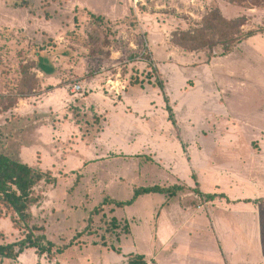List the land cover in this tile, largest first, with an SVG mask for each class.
Returning <instances> with one entry per match:
<instances>
[{
	"label": "rangeland",
	"instance_id": "obj_1",
	"mask_svg": "<svg viewBox=\"0 0 264 264\" xmlns=\"http://www.w3.org/2000/svg\"><path fill=\"white\" fill-rule=\"evenodd\" d=\"M214 9L236 26L192 38ZM0 151L54 177L32 223L66 248L26 264H264V0H0ZM175 184L219 196L113 203Z\"/></svg>",
	"mask_w": 264,
	"mask_h": 264
},
{
	"label": "trees",
	"instance_id": "obj_2",
	"mask_svg": "<svg viewBox=\"0 0 264 264\" xmlns=\"http://www.w3.org/2000/svg\"><path fill=\"white\" fill-rule=\"evenodd\" d=\"M218 10L219 9H214L212 11L211 17L204 21L203 25L196 30V35L192 38L196 37L195 39L203 40L202 38L205 37V34L208 32L220 28L230 30L236 26L238 19L226 20L225 18L221 17ZM95 17L101 19L100 16ZM254 34H256V32H248L241 38L234 39L233 37H230L222 41V52H220V55L229 52L230 49H232L231 47L234 45V43H238L242 39L251 37ZM35 56L37 57L36 68L41 73H43L45 76H50L56 73V67L42 51L36 50ZM31 80H33L32 77ZM157 82V85L163 89L164 85L162 81L158 80L157 78ZM42 180L45 182H51L54 181V177H51L49 170L44 171L40 167L29 165L26 162L13 158L5 152L0 151V218L3 216H9L14 229L26 230L24 238L13 242L0 244L1 258L16 259L21 253L24 252V250L28 248H35L38 256L46 254V257L52 259L55 257V254L62 253L66 248V246L61 249L58 248L56 253L55 250H53L55 247L53 241L49 240L43 232L40 234L35 233L36 231H42L43 226H37V224L32 223L33 215L30 208L39 199L38 195H36L34 192V187ZM188 189L193 190L207 201L214 200L217 196H219V194L216 193H203L199 189V186L190 188L179 184L169 187L154 185L136 187L131 199L125 201H113V203L117 207H123L133 203L139 196L144 194L162 193L168 197H174L179 192H183ZM115 221L116 219L113 218L110 224L113 229L117 227ZM123 230L126 234L130 232L127 223H125ZM103 244L105 245L104 241ZM114 250L117 251V249ZM129 264H146V262L144 257L139 255L138 259H131Z\"/></svg>",
	"mask_w": 264,
	"mask_h": 264
},
{
	"label": "crops",
	"instance_id": "obj_3",
	"mask_svg": "<svg viewBox=\"0 0 264 264\" xmlns=\"http://www.w3.org/2000/svg\"><path fill=\"white\" fill-rule=\"evenodd\" d=\"M3 219H1V221H2ZM30 251V254H31V251L32 250H30V249H26V250H24V252L23 253H21L16 259H17V261L19 260L20 261V263H22V264H26L25 263V260H26V258H27V260L28 261H30V262H32L33 263V259L34 258H29V257H27V256H30V254H28V252ZM60 254V253H59ZM24 257V258H23ZM2 259V264L4 263V261H3V258H1ZM25 259V260H24ZM37 260V259H36ZM35 260V261H36ZM43 261H44V259H42ZM39 262V261H38ZM43 263V262H42Z\"/></svg>",
	"mask_w": 264,
	"mask_h": 264
},
{
	"label": "built area",
	"instance_id": "obj_4",
	"mask_svg": "<svg viewBox=\"0 0 264 264\" xmlns=\"http://www.w3.org/2000/svg\"><path fill=\"white\" fill-rule=\"evenodd\" d=\"M80 89H81V85L80 84H74L73 88H72V91L79 92Z\"/></svg>",
	"mask_w": 264,
	"mask_h": 264
}]
</instances>
